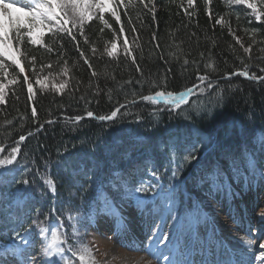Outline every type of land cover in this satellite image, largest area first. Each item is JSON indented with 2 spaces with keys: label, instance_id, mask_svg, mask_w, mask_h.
Instances as JSON below:
<instances>
[{
  "label": "trees",
  "instance_id": "16d2710c",
  "mask_svg": "<svg viewBox=\"0 0 264 264\" xmlns=\"http://www.w3.org/2000/svg\"><path fill=\"white\" fill-rule=\"evenodd\" d=\"M107 2L104 18L111 27L94 18L85 23L83 34L78 28L73 30L75 40L66 33L53 35L47 29L39 36V44H30L25 36L19 45L25 56L16 53L23 73L0 57L11 65L7 79L0 74L5 85V101L0 103V158L17 146L20 135L27 137L15 165L6 166L7 173L0 172V215L5 217L0 219V250L11 244L16 226L15 205L13 215H7L9 196H22L31 206L24 227L37 219V210L39 221L51 225L58 216L63 218L61 224L67 221L69 206L73 215L79 208L83 218L73 224L79 232L74 235L73 228H68V243L78 236L87 245L90 234L108 222L115 223L123 212L142 211L157 193L166 195L160 204L167 205L165 211L169 208L170 216L187 218L198 215L193 195L205 185L201 197L211 200L216 195L227 196L236 204L248 192H264V145L258 142L264 134V79L239 75L225 78L241 71L264 78V22H257L246 5L230 0H193L191 6L188 0ZM253 2L264 12V0ZM113 9L120 16L119 23L111 15ZM9 35L14 37L12 32ZM125 41L136 63L125 54ZM112 43L117 48L109 57ZM10 44L13 50L17 48L15 39H10ZM81 51L91 68L84 63ZM138 66L141 71H137ZM12 75L18 83H8ZM25 75L33 84L31 100L23 82ZM198 75H208L214 85L202 96H192L199 100V110L185 107L179 114L164 110L153 115L161 106L139 99L162 90L165 77L167 90L179 92L199 84ZM37 79L44 81L45 88L41 89ZM65 81L61 92L53 88ZM153 83L159 87L153 88ZM133 100L136 103L122 108L113 121L86 115L89 111L95 116L110 115ZM76 116L83 117L78 125L69 122ZM177 138L180 151L173 163L168 147ZM191 147H195L197 159L184 162V149ZM245 149L257 161L259 175L245 166L241 155ZM210 171L219 178L214 175L208 180ZM23 179L29 184L16 183ZM46 179L55 183V195ZM141 181L152 186L146 193H136L144 198L142 204L116 189V183L127 182V187L135 190ZM183 186L188 193L186 201ZM27 211L26 205L19 215ZM50 212L51 218L46 220ZM40 248L41 238L36 236L30 256L40 253ZM8 255H12L11 248ZM0 260H8L2 251Z\"/></svg>",
  "mask_w": 264,
  "mask_h": 264
},
{
  "label": "snow or ice",
  "instance_id": "6c2138e0",
  "mask_svg": "<svg viewBox=\"0 0 264 264\" xmlns=\"http://www.w3.org/2000/svg\"><path fill=\"white\" fill-rule=\"evenodd\" d=\"M143 3V0H140ZM151 2V0H149ZM231 3L235 4H244L247 8L252 9L255 15L257 22H264V12L258 10L257 4L253 0H230ZM189 5L191 6L193 0H188ZM125 7H128L126 5ZM147 7V5H145ZM108 8V3L106 0H24L23 4L17 2V0H11V2H6V0H0V57H4L7 60L11 61V65H15L19 69L20 73L25 71L24 67L21 64V60L17 59L16 53L19 52L20 56H25L24 52H20L19 45L23 42L24 37H28V42L30 44H39L40 38L42 35L43 29H47L49 32L55 35L56 33H66L68 36H71L73 40L76 39L74 31L79 29L80 33H84V25L86 22H90L93 18H98L100 22L105 27H111L108 24V21L104 18L105 10ZM98 10V13L95 11ZM111 15L120 22V16L117 11L113 9ZM217 24L221 23V20H216ZM69 25L71 27H69ZM25 30V31H22ZM135 30V29H133ZM103 29H101V32ZM121 33H123L124 28L121 26ZM231 31V30H230ZM14 33V37H10L9 33ZM10 39H15L17 42V48L13 50ZM155 39V36L153 37ZM85 42L87 43V38L85 37ZM237 43L239 40L237 39ZM243 47V45H241ZM47 47V46H46ZM78 47V45H77ZM117 48L116 43H112L111 50L107 51L109 57L114 55V52ZM49 51L52 49L49 47ZM79 50V48H78ZM93 54H95L96 49L93 47ZM245 52H249V48H244ZM124 52L127 56L132 57L133 63H136V59L133 56L132 52L128 48L127 41H125ZM81 57L84 59V63L88 64L91 68L89 59L85 56L83 51L80 52ZM5 59H0V74H2L6 79L10 75L8 69L11 65L5 62ZM35 64V57L31 61ZM188 63L187 60L184 62ZM51 67V65H48ZM206 68L211 67L209 64H205ZM213 71L215 69H212ZM137 71H141L139 66ZM93 76L96 75L95 71L92 73ZM231 75L244 76L248 79H264L258 78L255 76H249L247 71H241L238 73L226 74L225 78H230ZM197 79L199 84L194 85L190 88H185L183 91L174 92L167 90V78L163 80V89L155 91L153 94L142 95L139 97L140 100L144 102H150L152 105H160L161 107L153 111V115H156L157 112L169 110L171 112H182L185 107H193L197 110L200 108L199 100H193L192 96L196 95L197 97L202 96L204 92L208 89L214 87L208 75H198ZM23 82L27 85V91L29 93V99L31 100L34 91L33 84L29 81L27 75L24 76ZM9 84L18 83L16 76L12 75V79L8 80ZM36 83L40 85L41 89L45 88L44 81L37 79ZM66 81L61 82L58 86L53 85V88L57 92H61L66 87ZM153 88L159 87L156 83L152 84ZM218 93V98H219ZM5 101V85L0 82V103ZM132 104H135L136 101H131ZM128 105H120L119 108L113 110L110 115H100L95 116L93 112H87V117L98 119L100 121H113L115 120L122 108L127 107ZM37 116V111L35 107L32 109V117ZM83 117L76 116L69 118V122L74 125H78ZM55 121H48L47 123H54ZM42 127V126H41ZM31 135V133H29ZM27 139L25 135H20L19 140L17 141V146L13 147L10 153L7 156L0 158V172L7 173L9 170L6 166H14L18 155L21 151V144ZM258 142L264 145V134H261L258 137ZM195 147L185 148L184 162L190 163L192 160L197 159V156L194 155ZM2 151V150H0ZM168 151L170 153L171 161L174 163L177 153L180 151L179 140L177 138L169 147ZM242 157L244 159L245 166L256 172L259 175V169L257 167V161L255 160L252 153L245 149L242 152ZM183 167V163L178 166ZM178 170V169H177ZM74 174V173H73ZM153 175L155 173L153 172ZM176 175V172H173V176ZM218 179V174L209 172L207 174V179L212 180L214 178ZM17 184L23 183L25 185L29 184V180H17ZM45 183L49 186L53 195L56 194L55 183L51 179H46ZM151 185L145 186L144 182L141 181L140 186L135 188V190L127 187V182L123 185L116 183V189L121 192L122 195L134 198L138 203H144V198L137 196L136 193H146L151 189ZM160 195V193H157ZM106 203V201H105ZM13 205H15V211L17 213L16 217V226L12 229L11 244L6 246L4 249L0 250L3 252V255L7 257L8 260L13 261V264H20L19 261L15 260L17 255L23 257V264H45L47 259L48 264H74L75 260L79 261V264H94V256L92 250L88 248L87 245H84L79 241L78 236L73 243H68L69 236L67 233L68 228H73V234L79 232L78 227H73V224H78L80 219L83 217L79 215L80 209H75L77 215H73V209L69 206V212L67 216V221H72L73 223H68L67 221L64 224H61L60 221L63 219L61 216L57 217V221L54 224L47 225L42 221H39V210H37V219L33 220L31 224L27 227H24V223L28 218V213L31 211L30 204L24 200L21 196L19 198L15 196H9L8 202V217L13 215ZM27 205L28 211L24 212L23 215H19L20 211ZM112 207L115 208V203L113 201ZM52 213L50 212L45 219L50 220ZM0 219H5L3 215H0ZM91 219V217H88ZM261 219L264 220V213L261 214ZM63 229V231H62ZM39 236L41 238V248L40 253L37 255H31V249L35 247V238ZM50 236V238H49ZM151 239V237H149ZM19 242V243H18ZM19 244L23 245V248L19 247ZM9 248L12 249V255H8ZM259 249H264V243L259 244ZM130 250H139L132 249ZM254 261L259 262V264H264V251L253 252ZM166 259H169L166 257ZM0 264H4L3 260H0ZM169 264H179L178 261L169 259ZM249 264H254L253 261H249Z\"/></svg>",
  "mask_w": 264,
  "mask_h": 264
},
{
  "label": "rangeland",
  "instance_id": "374dc122",
  "mask_svg": "<svg viewBox=\"0 0 264 264\" xmlns=\"http://www.w3.org/2000/svg\"><path fill=\"white\" fill-rule=\"evenodd\" d=\"M17 2L23 4L24 0ZM95 11L98 13V10ZM251 179L248 188L251 187ZM205 186L194 193L196 203L207 214L197 234L191 224H187L183 233L182 224L168 225L165 215L163 224L161 216L164 207L153 210L156 203H149L146 209L137 214L123 212L126 222H108L97 233L87 237L94 264H169V259L179 264H228L233 258L239 259L241 264H249L250 260L259 264L254 261L252 253L264 251L259 249V244L264 243V220L261 219L264 192H248L236 204L231 197L226 199L217 195L211 200L201 197L205 193ZM189 220L192 221L193 217ZM180 223L183 221L180 220ZM209 244H214L215 250L208 252ZM195 253H203V256L192 260ZM19 262L23 264V259ZM4 264H13V261L6 260ZM45 264H48L47 259ZM74 264H79V261L75 260Z\"/></svg>",
  "mask_w": 264,
  "mask_h": 264
},
{
  "label": "water",
  "instance_id": "95a60500",
  "mask_svg": "<svg viewBox=\"0 0 264 264\" xmlns=\"http://www.w3.org/2000/svg\"><path fill=\"white\" fill-rule=\"evenodd\" d=\"M127 105H129V104H127ZM2 151H0V153H1Z\"/></svg>",
  "mask_w": 264,
  "mask_h": 264
}]
</instances>
